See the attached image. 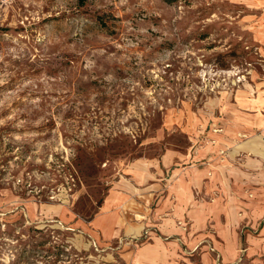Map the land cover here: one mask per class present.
<instances>
[{
    "label": "rangeland",
    "instance_id": "374dc122",
    "mask_svg": "<svg viewBox=\"0 0 264 264\" xmlns=\"http://www.w3.org/2000/svg\"><path fill=\"white\" fill-rule=\"evenodd\" d=\"M261 96L264 0H0V264H134L162 238L156 204L129 210L143 234L104 239L91 222L115 182L219 145L224 115ZM258 106L246 117L264 128ZM246 234L259 226H241V254Z\"/></svg>",
    "mask_w": 264,
    "mask_h": 264
},
{
    "label": "crops",
    "instance_id": "0c3cea01",
    "mask_svg": "<svg viewBox=\"0 0 264 264\" xmlns=\"http://www.w3.org/2000/svg\"><path fill=\"white\" fill-rule=\"evenodd\" d=\"M262 100L248 108L238 102V112L224 115L225 123L232 115L238 118L234 126H223L219 145L203 142L182 153L168 149L160 159L130 164L131 179H121L110 189L91 222L94 232L106 240L122 233L138 237L146 231L145 222L131 221L129 210L143 216L156 204L152 231L162 238L139 247L134 264H186L196 253L201 264H213L214 255L224 264L243 255L264 264V128L246 117ZM241 131L247 138L238 139ZM224 146L228 149L222 156ZM176 162L182 165L170 179H153L165 177ZM245 224L259 226V234L245 235L247 248L241 254L240 228Z\"/></svg>",
    "mask_w": 264,
    "mask_h": 264
}]
</instances>
